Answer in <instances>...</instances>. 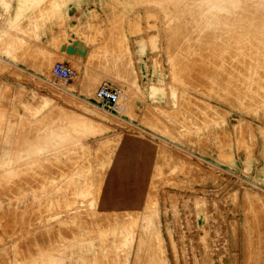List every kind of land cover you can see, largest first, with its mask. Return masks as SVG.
<instances>
[{
  "label": "rangeland",
  "instance_id": "rangeland-1",
  "mask_svg": "<svg viewBox=\"0 0 264 264\" xmlns=\"http://www.w3.org/2000/svg\"><path fill=\"white\" fill-rule=\"evenodd\" d=\"M177 1L0 0V264H264V0Z\"/></svg>",
  "mask_w": 264,
  "mask_h": 264
},
{
  "label": "bare ground",
  "instance_id": "bare-ground-1",
  "mask_svg": "<svg viewBox=\"0 0 264 264\" xmlns=\"http://www.w3.org/2000/svg\"><path fill=\"white\" fill-rule=\"evenodd\" d=\"M150 1H151V0H150ZM154 1H155L156 3H159V6L157 5L158 7H160V8L163 9L164 11H166L167 16L170 17V20H171V18H172L173 20H175V17H176V16L183 15V12L181 11V9H180L179 6H178V1H177V0H154ZM184 1H185V0H184ZM206 1H207V0H206ZM217 1H218V0H217ZM241 1H242V0H223L222 3H223L224 5H222V6L220 5V8L223 7V6H225V4H229L228 6H230V7H231V6H235L236 3L241 2ZM181 2H182V1H181ZM172 3H174V6H173V7H172V6L170 7V5H171ZM213 3H214V2H213ZM250 3H251V1H250ZM261 3H262V2H261ZM263 3H264V2H263ZM240 4H241V3H240ZM179 5H180V4H179ZM213 5H214V4H211L210 6H213ZM180 6H181V5H180ZM262 6L264 7V4H263ZM195 7H196V6H195ZM204 7L207 8L206 4H205ZM204 7H202V8H204ZM251 8H252V7H251ZM189 9H190V8H189ZM224 9H225V8H222L221 11H223ZM244 9H245V8H244ZM190 10H193V8L190 9ZM194 10H195V9H194ZM217 10H218V9H217ZM252 10H253V9H252ZM259 10H260V9H259ZM242 11H243V10H242ZM193 12H194V11H193ZM212 12H213V11H212ZM211 14H212V13H211ZM214 15H215V14H214ZM222 15H224V14H222ZM209 16H210V15H209ZM182 17H183V16H182ZM205 17H206V15H205ZM212 17H213V16H212ZM199 19H200V18H199ZM170 20H169V22H170ZM176 21H178V20H176ZM180 21H182V20H180ZM222 21H223V20H222ZM245 21H246V20H245ZM172 22H174V21H172ZM172 22H171V23H172ZM200 22H201V21H199V23H200ZM241 23H242V22H241ZM244 23H245V22H244ZM186 24H187V23H186ZM195 24H196V23H195ZM201 24H203V23H201ZM207 24H208V22H207ZM181 25H182V24H181ZM181 25H179V26H177V25H175V24H172V25H171V26H172L171 30H172V29L175 30V35H173V37H176L177 39H179L180 34H181V32H182V28H180V27H182ZM200 26H201V25H200ZM220 26H221V25H220ZM222 26H223V25H222ZM185 28H186V27H185ZM225 28H226V27H225ZM233 28H234V27H233ZM177 29H180V30H177ZM198 30H199V29H198ZM203 30H204V29H203ZM234 30H235V29H234ZM199 31H201V30H199ZM232 31H233V30H232ZM195 32H197V31H195ZM201 32H202V31H201ZM197 36H198V35H197ZM200 36H201V35H200ZM172 39H173V38H172ZM196 39H197V38H196ZM186 40H187V39H186ZM188 40H189V39H188ZM183 41H184V40H183ZM198 41H199V40H198ZM203 42H204V41H202V44H203ZM183 44H184V43H183ZM187 74H188V73L186 72V76H184V77H187ZM31 134H32V133H31ZM28 135H30V133H29ZM28 135H27V136H28ZM42 137H43L42 139H44L45 136H42ZM27 139L29 140L30 137H29V138L27 137L26 140H27ZM39 139H40V138H39ZM39 139H36V140H35V142H34V148L36 147L35 143H39V141H41V140H39ZM23 140H24V139H23ZM26 140H25V141H26ZM30 140H31V139H30ZM33 141H34V140H31V142H33ZM37 141H38V142H37ZM42 141H43V140H42ZM26 143H27V141H26ZM29 145H30V142H29L28 146H29ZM37 145H39V144H37ZM31 146H32V145H30L29 147H31ZM34 148H33V146H32L31 148H29V149H28V148H25V149H27V150H25V152L30 151L31 153H33V152L37 151V149H38L39 147L37 146V147L35 148L36 150H35ZM31 149L34 150V151H32ZM22 150L24 151L23 148H22ZM19 155L21 156V153H20ZM15 156H16V155H15ZM34 156H35V155H34ZM28 157H29V156H28ZM28 157H27V155H26V158H27V159H28ZM34 158H35V157H33V159H34ZM29 160H30V159H28L27 161H29ZM19 161H21V159H20ZM25 161H26V159H25ZM27 161H26V162H27ZM30 161H31V160H30ZM21 162L25 163V162H24V156H23V161H21ZM21 162H20V163H21ZM20 163H19V164H20ZM46 163H47V162H46ZM56 163H57V162H56ZM13 164H14V163H13ZM29 164H30V163H29ZM33 164H34V163H33ZM33 164H32V166H36V165H33ZM47 164H48V163H47ZM17 165H18V163H17ZM49 165H50V164H49ZM49 165H48V166H49ZM11 166H12V165H11ZM51 166H52V164H51ZM59 166H60L59 164H58V166H57V164H56V167H59ZM45 167H47V166H45ZM54 167H55V166H54ZM56 167H55V168H56ZM1 168H2V167H1ZM1 168H0V169H1ZM18 168H20V167H17V169H18ZM33 168H34V167H33ZM33 168L30 167L29 170H30V169H33ZM48 168H49V167H48ZM63 168H64V167H63ZM63 168H62V169H63ZM3 169H5V168H3ZM6 169H7V167H6ZM13 169H14V168H13ZM38 169H39V168H38ZM38 169H37V170H38ZM51 169H53V171L55 170L54 168H51ZM14 171H15V170H14ZM56 171H57V168H56ZM0 172H1V171H0ZM19 172H23L22 169H21V171H20V169H18V174H19ZM27 172H28V170H27ZM29 172H31V171H29ZM29 172H28V173H29ZM32 172H33V171H32ZM10 173H11V170H10ZM10 173H9V174H10ZM51 173H52V172H51ZM2 174H3V173H2ZM13 174H15V173H13ZM13 174H12V175H13ZM18 174H17V175H18ZM21 174H22V173H21ZM47 175H48V173H46V175H44V176H46L45 178H47ZM6 176H7V175H6ZM25 176H28V175H25ZM25 176H24V177H25ZM44 176H43V177H44ZM52 176H53V174H52ZM1 177H2V176H1ZM4 177H5V176H4ZM48 177H49V176H48ZM50 177H51V176H50ZM53 178H54V177H53ZM10 182H11V181H10ZM89 182H90V181H89ZM112 182L115 184V186H114L113 188H111V189H116L115 187H116V185H117V182H114V181H112ZM120 183H123V181H122V182H119L118 184H120ZM13 184H14V182H13ZM13 184H12V185H13ZM8 185H9V183H8ZM10 186H11V185H10ZM3 187H5V185H4ZM12 187H13V186H12ZM40 187H41V186H40ZM40 187L37 186V190L40 189ZM46 187H47V186L44 187V190H46ZM6 188H7V187H6ZM8 188H9V187H8ZM8 188H7V189H8ZM32 189H33V188H32ZM35 189H36V188H35ZM35 189H33V190L35 191ZM102 189H103V190H109L110 188H109V189H108V188H102ZM8 190H10V189H8ZM41 190H42V189H41ZM44 190H43V191H44ZM39 191H40V190H39ZM0 192H1V191H0ZM8 192H9V191H8ZM32 192H33V191H32ZM37 192H38V191H37ZM1 193H2V192H1ZM10 193H11V191H10ZM8 194H9V193H8ZM1 195H2V194H1ZM13 195H15V194H11V195H8V196H13ZM101 195H102V194H101ZM120 195H121V194H120ZM8 196H7V197H8ZM5 197H6V196H5ZM13 197L16 198L15 196H13ZM14 198H13V199H14ZM8 199H9V198H8ZM88 200H89V198H88ZM11 201H13V200H11ZM17 201H18V200H17ZM17 201H16V202H17ZM14 202H15V201H14ZM3 204H4V203H2V205H3ZM13 204H15V203H13ZM14 207H15V206H14ZM88 207H89V206H88ZM91 207H92V206H91ZM18 209H19V208H18ZM18 209H17V211H18ZM10 210H12V209H10ZM0 211H1V209H0ZM105 211H106V210H105ZM113 211H114V210H113ZM115 211H116V210H115ZM5 212H6V211H5ZM8 212H9V211H8ZM20 212H21V211H20ZM102 212H103V211H102ZM107 212L109 213L110 211H107ZM12 213H14V211H12ZM16 213H17V212H16ZM93 213H94V212H93ZM96 213H97V212H96ZM0 214H1V212H0ZM6 214H7V213H6ZM17 214H18V213H17ZM72 214H73V213H72ZM100 214H101V213H100ZM2 215H3V214H2ZM9 215H10V214H9ZM15 215H16V214H14L13 216H15ZM19 215H20V213H19ZM39 215H40V214H39ZM41 215H43V214H41ZM49 215H51V214H49ZM52 215H53V214H52ZM70 215H71V213H70ZM97 215H98V214H97ZM7 216H8V215H7ZM11 216H12V215H10L9 217H11ZM16 216H17V215H16ZM16 216H15V217H16ZM20 216H21L22 218L19 217V216H18L19 218L17 217V218L19 219V220L17 221V222H18V223H17L18 226H21V225H23V224H24L23 226H26L25 223H26L27 220H29L28 218H30V217L27 218V217H23V215H20ZM44 216H45V215H43V218L40 217V218H41L40 220L43 219V221L45 222L46 220H44V218H46V216H45V217H44ZM31 217H32V216H31ZM47 217H48V214H47ZM69 217H70V216L68 215V219H69ZM121 217H122V216H121ZM33 218H36V217H33ZM61 218H62V216H61ZM70 218H71V217H70ZM72 218H73V217H72ZM75 218H76V215H75ZM83 218H84V217H83ZM83 218H82V219H83ZM89 218H90V217H89ZM122 218H123V217H122ZM9 219H10V218H9ZM37 219H38V218H37ZM57 219H58V218H57ZM76 219H77V218H76ZM4 220H5V219H4ZM6 220H7V219H6ZM11 220H12V218H11ZM38 220H39V219H38ZM60 220H61V219H60ZM69 220H70V219H69ZM69 220H68V221H69ZM72 220H73V219H72ZM74 220H75V219H74ZM74 220H73V221H74ZM84 220H85V219H84ZM2 221H3V220H1L0 222H2ZM12 221H13V220H12ZM29 221H32V220H29ZM33 221L35 222V220H33ZM33 221H32V222H33ZM43 221H42V222H43ZM55 221H56V219H55ZM75 221H76V220H75ZM98 221H99V220H97V222H98ZM9 222H10V220H9ZM32 222H31V223H32ZM34 222H33V223H34ZM40 222H41V221H39L38 224H39ZM44 222L42 223L43 225H45ZM60 222H61V221H60ZM60 222H58V223H60ZM70 222L72 223L71 220H70ZM70 222L68 223L67 221H65V222H64V225H65V223H66V224L68 223V224L70 225V224H71ZM102 222H103V221H102ZM45 223H46V222H45ZM53 223H54V221L52 222V224H53ZM73 223H74V222H73ZM0 224H1V223H0ZM17 224H16V225H17ZM29 224H30V223H29ZM40 224H41V223H40ZM40 224H39V226H40ZM47 224H48V222H47ZM47 224H46V225H47ZM27 225H28V224H27ZM33 225L38 226L37 223H36V224L34 223ZM43 225H42V227H43ZM50 225H51V224H49V225L47 226V228H49ZM8 226H9V224H8ZM11 226H12V225H11ZM30 226H31V225H30ZM39 226H38V227H39ZM51 226H52V225H51ZM67 226H68V225H67ZM97 226H99V225H97ZM31 227H34V226H31ZM38 227H37V228H38ZM70 227H71V229H69L68 231H70V230L73 231V229H72V228H73L72 224H71ZM105 227H106V226L104 225L103 228H105ZM107 227H109V226H107ZM107 227H106V229H107ZM7 228H8V227H7ZM13 228L15 229V225L13 226ZM16 228H17V226H16ZM20 228H22V227H20ZM43 228H44V227H43ZM62 228H63V227H62ZM66 228H67V227H66ZM68 228H69V226H68ZM98 228H101V227H98ZM110 228H111V227H110ZM29 229H30V228H29ZM35 229H36V227H35ZM44 229H45V228H44ZM63 229H65V227H64ZM63 229H62V230L60 229L61 232H64V231H65V230L63 231ZM17 230L20 231L19 228H17ZM23 230H24V229H23ZM48 230H49V229H47V231H48ZM52 230H53V229H51V231H52ZM54 230H55V229H54ZM100 230H102V229H100ZM100 230H98V231L100 232ZM103 230H104V229H103ZM107 230H108V229H107ZM11 231H13V230H11ZM24 231H25V234H28V233H29L28 230H26V227H25V230H24ZM24 231H23V232H24ZM30 231H31V230H30ZM32 231H33V230H32ZM43 231H44V230H43ZM45 231H46V230H45ZM57 231H59V230L57 229V230L54 231V232H56V233H55V236H56V234H58ZM98 231H97V232H98ZM110 231H111V230H110ZM110 231H109V232H110ZM23 232H22V233H23ZM66 232H67V231H66ZM70 232H71V231H70ZM99 232H98L97 234H101V232H100V233H99ZM103 232H104V231H103ZM127 232H128V230H127ZM11 233H12V232H11ZM16 233H17V232H16ZM20 233H21V232H20ZM46 233H48V232H46ZM50 233H51V232H50ZM59 233H60V232H59ZM129 233H130V232H129ZM29 234H30V238H31V233H29ZM29 234L26 235L27 238H28ZM43 234H45V232H44ZM48 234H49V233H48ZM60 234H62L61 236L64 237V235H65L66 233L64 232V235H63V233H60ZM102 234H103V233H102ZM110 234H111V232H110ZM0 235H1V234H0ZM11 235H12V234H10L9 236H11ZM19 235H20V234H19ZM21 235H22V234H21ZM23 235H24V233H23ZM45 235H46V234H45ZM70 235H71V234H70ZM70 235L67 234L66 236L68 237V236H70ZM114 235H115V233H114ZM14 236L16 237L15 234L12 235V237H14ZM42 236H43V235H42ZM47 236H48V235H47ZM47 236H46V238H47ZM51 236L53 237V235H50V236H48V239H50L49 237H51ZM58 236H60V235H57L56 238H57ZM111 236H112V235H111ZM3 237H4V236H3ZM18 237H19V236H18ZM22 237H23V236H22ZM24 237H25V236H24ZM24 237H23V238H24ZM63 237H59V240H61L60 238L63 239ZM67 237H66V238L64 237V238L67 239ZM98 237H99V236H98ZM98 237H97V238H98ZM100 237H101V235H100ZM100 237H99V238H100ZM107 237H109V235H108ZM130 237H131V236H130ZM56 238H55V239H56ZM69 238H70V237H69ZM102 238H103V237H102ZM102 238H101V239H102ZM21 239H22V238H21ZM25 239H26V238H25ZM52 239H53V238H51V242H52V244H53V241H54V240L52 241ZM101 239H100V240H101ZM107 239H108V238H107ZM3 240H4V239H3ZM5 240H6V239H5ZM22 240L24 241V239H22ZM22 240H20V242H22ZM29 240H30V239H29ZM56 240H57V239H56ZM97 240H98V239H97ZM104 240H106V239L104 238ZM11 241H12V240H11ZM26 241H27V240H25V242H26ZM46 241H47V240L45 239V236H44V237H42L41 239H40L39 237H37V238H35V239L32 238L30 242L32 243V246H34V247H37V246H38V248H36V249H38L37 251L39 252V250H40L39 246H40V245H42V244L44 243V248H45V245L48 244V243L45 244ZM106 241H108V240H106ZM9 242H10V241H9ZM30 242L28 241L27 244H29ZM48 242H50V241L48 240ZM56 242H57V241H56ZM12 243H13V242H12ZM22 243H23L24 246L26 245V247H27V244H24V242H22ZM54 243H55V242H54ZM69 243H70V242H69ZM69 243H68V244H69ZM68 244H66V245H68ZM125 244H126V247L124 248V250H127V251H128V248H129L128 244H129V242H126ZM11 245H12V244H11ZM11 245H10V246H11ZM18 245H19V244H18ZM29 245H30V244H29ZM70 245H71V249H75V248H76L75 245H73L74 248H72V243H71ZM85 245H86V244H85ZM95 245H96V244H95ZM20 246H21V244H20ZM24 246H23V247H24ZM30 246H31V245H30ZM42 246H43V245H42ZM48 246H49V244H48ZM26 247H25V249H26ZM40 247H41V246H40ZM46 247H47V245H46ZM69 247H70V246H67L66 248L69 249ZM77 247H78V245H77ZM20 248H21V247H20ZM47 248H49V250H50V249L52 248V246H51V247H47ZM53 248H54V246H53ZM56 248H57V247H56ZM61 248H62V247H61ZM61 248H60V249H61ZM66 248H65V249H66ZM116 248H117V247H116ZM11 249H12V247H11ZM34 249H35V248H33V250H34ZM77 249H78V248H77ZM102 249H103V248H102ZM108 249H109V248H108ZM22 250H23V248H22ZM28 250H29V249L27 248V251H28ZM30 250H32V249L30 248ZM109 250H110V249H109ZM12 251H13V250H12ZM34 251H35V250H34ZM41 251H42V249H41ZM44 251H45V250H44ZM62 251H63V250H62ZM68 251H69V250H68ZM68 251H67V253L69 254ZM74 251H75V250H73V252H74ZM8 252H9V251H8ZM20 252H22V251H20ZM30 252H31V251H29V254H30ZM70 252H71V250H70ZM23 253H24V252H23ZM45 253H46V251H45ZM45 253H41V254H42L43 256H45V255H44ZM61 253H65V251H64V252H61ZM108 253H109V252H108ZM111 253H112V252H111ZM13 254H14V253H13ZM35 254H37L36 251H35ZM39 254H40V253H39ZM39 254H38V255H39ZM46 254H47V253H46ZM68 254H67V256H68ZM17 255H18V254H17ZM20 255H21V253H20ZM20 255H18L17 257H19ZM22 255H23V254H22ZM62 255H63V254H62ZM64 255H65V254H64ZM82 255H83V253H82ZM24 256H25V255H24ZM32 256H33V252H32V254H31V257H32ZM49 256H50V255H49ZM110 256H112V255H110ZM154 256H157V255H154ZM17 257H16V260H17ZM21 257H22V256H21ZM36 257H38V256L36 255ZM36 257H34V258H36ZM39 257H40V255H39ZM39 257H38V258H39ZM41 257H42V256H41ZM52 257H53V256H52ZM52 257H51V258L49 257V258H50V262H51V259H52V261L54 260ZM99 257H100V256H99ZM25 258H27V257H25ZM32 258H33V257H32ZM45 258H48V255H46ZM110 258H111V257H110ZM112 258H113V257H112ZM112 258H111V259H112ZM43 259H44V258H43ZM62 259H63V261H66L65 264H71V263H69V262L67 261L68 259H65L64 257H63ZM20 260H21V258H20L18 261H20ZM22 260H23V259H22ZM27 260H28V259H27ZM27 260H25V261H27ZM29 260H31V259H29ZM87 260H88L89 262H88ZM124 260H125V259H124ZM152 260H153V259H152ZM23 261H24V260H23ZM37 261L39 262L40 260H37ZM37 261H36V262H37ZM48 261H49V259H48ZM113 261H114V259H113ZM125 261H126V260H125ZM31 262H33V261H31ZM44 262H45V260H44ZM74 262H76L75 264H104V262L107 263V259H105V260H104V259L101 260V258H100V259H98V258H94L93 260H90L88 257L85 256L84 259L81 257V260H79V257H78V258L76 259V261H74ZM74 262H73V263H74ZM21 263H23V262L21 261ZM21 263H20V264H21ZM40 263H41V262H40ZM46 263H47V262H46ZM15 264H16V263H15ZM17 264H18V263H17ZM36 264H37V263H36ZM63 264H64V263H63ZM150 264H151V263H150Z\"/></svg>",
  "mask_w": 264,
  "mask_h": 264
},
{
  "label": "built area",
  "instance_id": "built-area-1",
  "mask_svg": "<svg viewBox=\"0 0 264 264\" xmlns=\"http://www.w3.org/2000/svg\"><path fill=\"white\" fill-rule=\"evenodd\" d=\"M57 75H59L60 77L64 76V77H67L71 74V70H69L68 68H66L65 66H58L57 69ZM102 88V91H101V95H103V93H106L109 95L110 99H109V102L110 103H113L112 105V108H118V98L120 97L121 95V90L120 89H115V88H112L110 90H108V88H105L104 86L101 87ZM111 91V93H110ZM108 92V93H107Z\"/></svg>",
  "mask_w": 264,
  "mask_h": 264
}]
</instances>
